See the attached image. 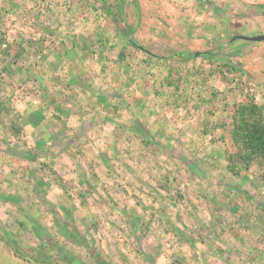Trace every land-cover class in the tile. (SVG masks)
Returning a JSON list of instances; mask_svg holds the SVG:
<instances>
[{
	"label": "rangeland",
	"instance_id": "1",
	"mask_svg": "<svg viewBox=\"0 0 264 264\" xmlns=\"http://www.w3.org/2000/svg\"><path fill=\"white\" fill-rule=\"evenodd\" d=\"M207 1L0 0V264H264V20Z\"/></svg>",
	"mask_w": 264,
	"mask_h": 264
},
{
	"label": "trees",
	"instance_id": "2",
	"mask_svg": "<svg viewBox=\"0 0 264 264\" xmlns=\"http://www.w3.org/2000/svg\"><path fill=\"white\" fill-rule=\"evenodd\" d=\"M202 1L210 5L214 11L217 12L219 10V6L216 3L207 0ZM115 21L118 25V31L126 37L127 41L142 48L132 39L131 33L126 29V25L119 20ZM20 55L21 53H18L17 56ZM186 56L193 57L195 54L190 53ZM235 120V124L231 129V136L239 147V162L247 167L256 159H264V105H258L255 102L240 105L236 110ZM13 128L20 130V127L16 124L13 125ZM143 133L146 136L145 130ZM260 207L264 209V203H261Z\"/></svg>",
	"mask_w": 264,
	"mask_h": 264
},
{
	"label": "crops",
	"instance_id": "3",
	"mask_svg": "<svg viewBox=\"0 0 264 264\" xmlns=\"http://www.w3.org/2000/svg\"><path fill=\"white\" fill-rule=\"evenodd\" d=\"M251 7H252V10L254 11L253 13L249 14L247 17L250 18L252 17L253 20H259V19H262L264 20V0H250L249 3H248ZM251 35H248V36H254V35H259V33H250ZM243 40V39H242ZM249 41V40H247Z\"/></svg>",
	"mask_w": 264,
	"mask_h": 264
},
{
	"label": "water",
	"instance_id": "4",
	"mask_svg": "<svg viewBox=\"0 0 264 264\" xmlns=\"http://www.w3.org/2000/svg\"><path fill=\"white\" fill-rule=\"evenodd\" d=\"M233 39H243V40H249V41H255V42H262L264 41V34L254 35V36H248V35H238L234 36ZM200 53H196L195 56H199Z\"/></svg>",
	"mask_w": 264,
	"mask_h": 264
}]
</instances>
